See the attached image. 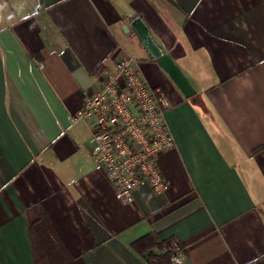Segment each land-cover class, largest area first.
Returning a JSON list of instances; mask_svg holds the SVG:
<instances>
[{"label": "crops", "instance_id": "0c3cea01", "mask_svg": "<svg viewBox=\"0 0 264 264\" xmlns=\"http://www.w3.org/2000/svg\"><path fill=\"white\" fill-rule=\"evenodd\" d=\"M141 17L196 89L186 97L131 26ZM125 56L167 96L170 183L123 203L95 156L87 93ZM41 63L43 66H41ZM49 219L73 264H264V0H0V264H36ZM140 250V251H141ZM171 264L172 263L171 261Z\"/></svg>", "mask_w": 264, "mask_h": 264}, {"label": "built area", "instance_id": "2783aa9c", "mask_svg": "<svg viewBox=\"0 0 264 264\" xmlns=\"http://www.w3.org/2000/svg\"><path fill=\"white\" fill-rule=\"evenodd\" d=\"M139 65L132 56L119 59L72 116L73 122H90L97 162L114 183L118 199L127 204L144 183L159 193L169 189L158 158L175 145L165 119L169 99L148 84ZM186 259L183 247L173 242L172 263Z\"/></svg>", "mask_w": 264, "mask_h": 264}, {"label": "trees", "instance_id": "16d2710c", "mask_svg": "<svg viewBox=\"0 0 264 264\" xmlns=\"http://www.w3.org/2000/svg\"><path fill=\"white\" fill-rule=\"evenodd\" d=\"M31 231L35 248L36 264H73L72 258L66 250L63 242L55 233L50 221L46 217H39L31 223ZM171 240L160 241L156 236L149 234L133 243L136 249L144 256L151 247H159L164 250L161 254L149 251L144 256L151 264H171Z\"/></svg>", "mask_w": 264, "mask_h": 264}, {"label": "water", "instance_id": "95a60500", "mask_svg": "<svg viewBox=\"0 0 264 264\" xmlns=\"http://www.w3.org/2000/svg\"><path fill=\"white\" fill-rule=\"evenodd\" d=\"M131 26L135 29L140 37L144 47L157 60L159 65L169 74L171 79L179 87L186 97H192L196 94V89L183 72L182 68L171 57L170 54L163 52L162 48L153 39L149 27L141 17H136L131 22Z\"/></svg>", "mask_w": 264, "mask_h": 264}]
</instances>
